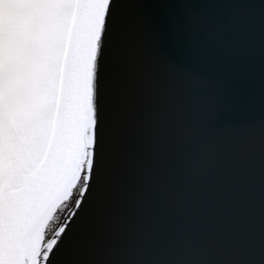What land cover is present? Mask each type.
<instances>
[{
    "label": "snow or ice",
    "instance_id": "obj_1",
    "mask_svg": "<svg viewBox=\"0 0 264 264\" xmlns=\"http://www.w3.org/2000/svg\"><path fill=\"white\" fill-rule=\"evenodd\" d=\"M77 2L101 8L88 117L43 178L0 72V264H264V0Z\"/></svg>",
    "mask_w": 264,
    "mask_h": 264
},
{
    "label": "rangeland",
    "instance_id": "obj_2",
    "mask_svg": "<svg viewBox=\"0 0 264 264\" xmlns=\"http://www.w3.org/2000/svg\"><path fill=\"white\" fill-rule=\"evenodd\" d=\"M77 0L23 5L16 22H0V72L13 100L10 113L33 174L54 133Z\"/></svg>",
    "mask_w": 264,
    "mask_h": 264
},
{
    "label": "bare ground",
    "instance_id": "obj_3",
    "mask_svg": "<svg viewBox=\"0 0 264 264\" xmlns=\"http://www.w3.org/2000/svg\"><path fill=\"white\" fill-rule=\"evenodd\" d=\"M99 6L78 3L72 27L66 65L63 74L60 102L56 115L51 145L44 164L35 175L43 178L68 152L77 149L86 125L88 108L84 99V84L95 45L100 33ZM19 140V139H18ZM21 159L28 168L31 165L26 147L19 140ZM55 225H50L51 230Z\"/></svg>",
    "mask_w": 264,
    "mask_h": 264
},
{
    "label": "water",
    "instance_id": "obj_4",
    "mask_svg": "<svg viewBox=\"0 0 264 264\" xmlns=\"http://www.w3.org/2000/svg\"><path fill=\"white\" fill-rule=\"evenodd\" d=\"M9 123H10V125H12V126H13V122H12L11 115H9Z\"/></svg>",
    "mask_w": 264,
    "mask_h": 264
}]
</instances>
